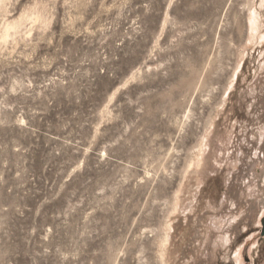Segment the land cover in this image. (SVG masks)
Wrapping results in <instances>:
<instances>
[{
  "label": "rangeland",
  "instance_id": "rangeland-1",
  "mask_svg": "<svg viewBox=\"0 0 264 264\" xmlns=\"http://www.w3.org/2000/svg\"><path fill=\"white\" fill-rule=\"evenodd\" d=\"M0 264H264V0H0Z\"/></svg>",
  "mask_w": 264,
  "mask_h": 264
},
{
  "label": "bare ground",
  "instance_id": "bare-ground-1",
  "mask_svg": "<svg viewBox=\"0 0 264 264\" xmlns=\"http://www.w3.org/2000/svg\"><path fill=\"white\" fill-rule=\"evenodd\" d=\"M256 20V19H255ZM255 25V23H253V26ZM252 31V30H251ZM254 32H255V30H254ZM253 34V33H252Z\"/></svg>",
  "mask_w": 264,
  "mask_h": 264
}]
</instances>
